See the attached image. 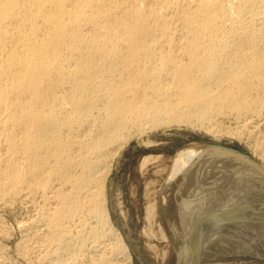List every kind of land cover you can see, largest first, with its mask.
<instances>
[{"label":"bare ground","instance_id":"bare-ground-1","mask_svg":"<svg viewBox=\"0 0 264 264\" xmlns=\"http://www.w3.org/2000/svg\"><path fill=\"white\" fill-rule=\"evenodd\" d=\"M176 127L252 152L173 157L161 218L178 264L263 254L264 0H0V264L132 263L111 168Z\"/></svg>","mask_w":264,"mask_h":264},{"label":"rangeland","instance_id":"rangeland-1","mask_svg":"<svg viewBox=\"0 0 264 264\" xmlns=\"http://www.w3.org/2000/svg\"><path fill=\"white\" fill-rule=\"evenodd\" d=\"M185 129L184 127H180V129L176 127L153 133L152 138L149 139L153 142V144L150 142L152 146L148 143L149 140H145L148 145L145 144V141L131 142L127 145L128 147L124 148L122 154L119 155V158L117 157L118 159H115L112 165V173L109 180L112 216L116 227L122 232L130 248L132 258V263L130 264H178L179 262L178 252L175 251L173 246L171 247V240L167 236V230H165L164 223H167V221L164 222L161 218V205L166 202L163 198L168 193L167 189L164 188L166 185L164 182L177 151L212 143L231 149L234 148V150L245 155H252L248 145L238 142L239 140L237 141V139H230L231 137L227 139V136L221 139H214L212 136H208L205 133L202 134L203 132L198 130L194 132V130ZM154 141L156 142L155 144ZM155 159L157 161H154ZM145 163L146 166H144ZM146 207L147 210L154 207L156 212L152 210V214L155 216L151 214L150 217H147ZM149 221L154 223L152 222L150 225ZM162 234L165 235L163 236ZM230 249L229 252L225 250L212 256L213 258H207V256H204L206 254H201L203 249H199V251L193 250V256L191 255L192 258L189 260L193 261V257H195L194 262L196 261L198 264L199 262L201 264H264V253H253V251L251 252L247 249L244 251L243 248L241 250L238 248L239 251L234 248V250ZM232 250L237 251L233 252ZM246 250L247 252L249 251L248 254H246ZM259 254L262 256L260 257ZM197 257H199V262ZM196 262L195 264H197Z\"/></svg>","mask_w":264,"mask_h":264}]
</instances>
